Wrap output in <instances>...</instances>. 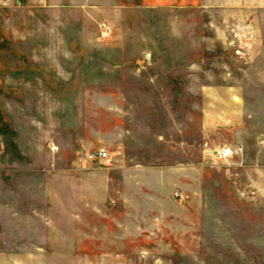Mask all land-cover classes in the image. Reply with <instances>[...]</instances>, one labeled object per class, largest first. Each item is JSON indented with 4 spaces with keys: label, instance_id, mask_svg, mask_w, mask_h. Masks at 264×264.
Instances as JSON below:
<instances>
[{
    "label": "rangeland",
    "instance_id": "374dc122",
    "mask_svg": "<svg viewBox=\"0 0 264 264\" xmlns=\"http://www.w3.org/2000/svg\"><path fill=\"white\" fill-rule=\"evenodd\" d=\"M4 2L0 241L16 236L14 221H20V204L26 203L28 219L34 215L39 221L28 229L29 236L63 231L57 224L67 220L58 216L62 207L84 200L55 183L76 167L77 158L84 170L125 180L123 194L86 198L108 212L102 216L107 222L99 219V211L91 217L97 239L92 250L103 252L102 236L109 257L114 256L104 264H264V147L245 149L244 156L228 161L217 159L220 145L203 128L199 93L202 86H247L245 36L212 33L209 18L176 6L135 3L127 5L123 20L114 15L100 21L96 10L86 20L69 8ZM201 22L204 33L198 36ZM121 93L128 99L117 100ZM167 108L171 121L164 125ZM123 116L139 136L129 142L138 147L128 154L165 162L108 165L110 155L99 165L80 162V155L91 152L74 148L71 137L84 129L91 140L101 134V124L116 129ZM164 126L171 132L159 142L156 136L163 137ZM115 168L124 169L128 180ZM35 208L38 213L30 211ZM131 209L134 225L139 215L138 231L121 222L131 221Z\"/></svg>",
    "mask_w": 264,
    "mask_h": 264
},
{
    "label": "crops",
    "instance_id": "0c3cea01",
    "mask_svg": "<svg viewBox=\"0 0 264 264\" xmlns=\"http://www.w3.org/2000/svg\"><path fill=\"white\" fill-rule=\"evenodd\" d=\"M4 1L8 4L17 1L31 8H69L80 11L86 20L89 19L86 14L89 15L93 10H96L99 12L96 18L100 21L109 20L110 18L123 20L124 12L129 7L127 5H134L135 3H137L136 5L139 3L161 7L176 6L180 10L194 12L199 19H204V16L209 18L212 33L220 34L221 31H226L227 33L231 32L232 35L235 32L239 36L244 35L246 39L245 46H247L245 50L248 55L244 58L246 60L244 79H250V81L244 88L224 85L202 86L199 90L203 99V108L201 110L202 125L206 129L207 136H213L214 141L220 145L218 148L231 147L235 152L234 157L244 156L245 149L246 151L247 149H255L257 151L264 147L262 143L264 142V0ZM202 26L203 22H201L199 28L196 27V35H203ZM185 34H188V32ZM126 95L125 93L117 94L119 97L116 98L119 100L121 97L126 100L128 99ZM139 96V93H133L134 98ZM164 98L171 99V97ZM123 105H126L124 101ZM183 111L185 112V109ZM171 112V108H167V117H165L166 120H163L164 125L167 122L170 123ZM148 117H150V114ZM123 121L122 125H118L116 129L103 127L101 124L99 130L101 134H94V138L91 140H89L88 132L83 129L81 133H76L78 135L75 134L74 137H71L74 143L73 147H77L80 150L84 149L86 152L107 150L109 153L106 152L110 155V158L105 163L108 165L165 162V160L140 159L139 155L130 156L128 150L134 147L136 149L138 145H129V142L134 143V140H138L139 136L133 134L127 128L124 116ZM147 131H151V128L148 127ZM163 131V137L162 135L156 136L159 142H162V138L163 140L165 139L166 132H171L170 126L168 128L164 126ZM159 146L162 147V145ZM54 147L58 148V146ZM101 161L99 159L92 160L88 161V164L92 166L94 164L99 165ZM74 164L76 167L71 172L63 175L64 177H57V183L55 184L59 188L67 187L68 195L70 196L74 195L77 198L82 196L84 202L62 207L61 211L63 213L58 216L66 217L67 220H58L57 224H61L60 227H63V231H58L56 234L55 232L51 233L50 236L33 235L32 233L29 236L28 229L37 228L39 221L34 215H31L33 218L29 220L27 214L29 210L28 204H20L19 212H22V215L19 222L14 221L16 226L14 225V233L11 232V234H16V236H9L6 240L0 241V264H92V261L95 260H99L100 264H104L102 261H107L109 258L114 259V256L109 257L106 248L107 239L105 237L101 236L98 238L99 244H105L103 252L102 250L94 252L91 248V245L97 242L92 233V213L99 211V219H102L107 216L108 212L106 211L107 209L101 208V206L92 205L91 201L87 202L86 198L89 201L91 196H107L115 191L123 194L122 190L126 189L124 186L125 180L112 179L108 173L101 170H84L83 166L81 167L78 163L77 158H75ZM114 170L120 171L122 175H125L123 179L126 178L128 180L124 169L115 168ZM179 171L183 172L182 169ZM162 178L163 181L167 180L166 175ZM61 181L63 185H61ZM129 183L132 184L133 180ZM135 190L137 191V188ZM5 210L9 213L14 212V214L18 211L17 208H5ZM30 211L38 213L37 208ZM130 212H132L129 214L132 218L131 221L129 222V219L123 218L121 222H126V228L131 225L132 231L134 228L138 231L139 215H136V225H134V210L131 209ZM103 220L108 221L107 218H103ZM9 226L13 227L12 224ZM17 228H19V231H15ZM5 244L13 246L6 248L5 246L3 247ZM16 245L19 246L16 247Z\"/></svg>",
    "mask_w": 264,
    "mask_h": 264
},
{
    "label": "built area",
    "instance_id": "2783aa9c",
    "mask_svg": "<svg viewBox=\"0 0 264 264\" xmlns=\"http://www.w3.org/2000/svg\"><path fill=\"white\" fill-rule=\"evenodd\" d=\"M264 145V142H262ZM234 150L231 147H224V148H220L218 150L215 151V157L221 161H227L228 159H231L234 157ZM108 153L104 150H100V151H94L91 153H88L86 155H80L78 160L80 162H84V161H92V160H104L107 157Z\"/></svg>",
    "mask_w": 264,
    "mask_h": 264
}]
</instances>
